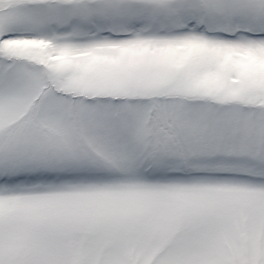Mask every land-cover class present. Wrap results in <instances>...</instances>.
I'll return each mask as SVG.
<instances>
[{
    "label": "snow or ice",
    "instance_id": "obj_1",
    "mask_svg": "<svg viewBox=\"0 0 264 264\" xmlns=\"http://www.w3.org/2000/svg\"><path fill=\"white\" fill-rule=\"evenodd\" d=\"M0 264H264V0H0Z\"/></svg>",
    "mask_w": 264,
    "mask_h": 264
}]
</instances>
